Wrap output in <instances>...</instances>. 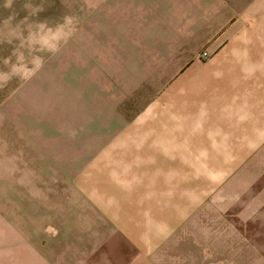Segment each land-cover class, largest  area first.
<instances>
[{"label":"rangeland","instance_id":"1","mask_svg":"<svg viewBox=\"0 0 264 264\" xmlns=\"http://www.w3.org/2000/svg\"><path fill=\"white\" fill-rule=\"evenodd\" d=\"M112 3L109 19L103 0H0V264H22L23 254L31 264H264V194L255 193L263 180H249L245 164H209L208 178L199 176L200 163L191 172L183 162L161 163L159 178L145 172L131 179L111 164L101 179L84 170L110 132L83 131L82 123L134 121L157 97L167 108L169 80L183 73L184 61L209 56L190 49L198 29L184 34L177 24L184 2ZM119 29L127 33H114ZM120 40L125 64L94 67L103 54L94 48ZM104 73L114 83L122 76V93L101 91L96 100L106 96L108 103L112 95L113 111L121 113L78 114L82 76ZM177 87L181 98L171 102L182 112ZM89 175L103 186L121 175L119 197L128 190L129 204L140 197L132 190L145 192L144 210L110 202L115 194L107 188L96 186L104 194L89 196Z\"/></svg>","mask_w":264,"mask_h":264},{"label":"crops","instance_id":"2","mask_svg":"<svg viewBox=\"0 0 264 264\" xmlns=\"http://www.w3.org/2000/svg\"><path fill=\"white\" fill-rule=\"evenodd\" d=\"M167 1L184 2L183 8L179 6L182 11L177 15L184 21L177 24L183 26L184 34H190L193 26L198 29V45L190 49L195 52L205 49L209 56L201 59L196 53L184 61L183 73L169 80L167 108L160 105L157 97L136 113L134 121H125L117 126L111 122L82 123L83 131L110 132L96 144L100 150L96 151L93 159L85 162L84 170L93 174L96 172L95 176H99L108 168L114 172L127 169V177L131 179H142L145 172L148 177L159 178L161 163L174 166L176 162H183L187 172H191L192 163H200L205 166L200 168L202 174L199 176L208 178V174L204 173L209 170V164H245L242 168L248 172L246 176L249 180H263V190L255 193L264 194V0H247L243 9L227 6L234 0ZM112 4V0H103L105 17L109 19H112ZM109 29L104 28V34H112ZM114 33L123 35L127 32L119 29ZM125 46L120 40L105 42L102 48L95 47V51L103 50V54L102 58L93 60V66H123L126 61L122 57V52L127 49ZM112 51L115 52L114 58ZM167 63L176 65L172 59ZM117 76L118 86L107 73L82 76L77 105L73 109H77L80 115L120 114L116 107L113 111L112 95H109L108 103L106 96L102 97L103 101L100 100L101 91L104 95L105 91L111 93L115 88V92L122 93L123 79L120 74ZM177 85L182 86V112L174 108L176 99L181 98L177 94ZM97 93L99 101L96 100ZM120 97L125 98L126 95ZM92 140L95 141V138ZM107 164L112 167L106 168ZM88 177L83 185L90 189L87 190L89 196L104 194L94 189L96 186L107 188L110 194H115L110 202L115 200L119 203L123 199L125 209L136 210L138 204L139 209L144 210L142 195L145 192L132 190L131 194L136 193L140 197L138 202L133 200L129 204L125 202L129 199L128 190L124 192V198L119 197L123 193V188L120 189L123 182L118 180L121 175L104 179V186L93 181L92 175ZM100 177L103 178L102 175L96 178ZM188 177L191 178V175ZM80 180L79 184L82 183ZM95 202L88 199L89 204ZM18 258L23 260L19 263L31 264L30 254Z\"/></svg>","mask_w":264,"mask_h":264},{"label":"built area","instance_id":"3","mask_svg":"<svg viewBox=\"0 0 264 264\" xmlns=\"http://www.w3.org/2000/svg\"><path fill=\"white\" fill-rule=\"evenodd\" d=\"M207 52L206 51H203V52H201V56H203V57H207Z\"/></svg>","mask_w":264,"mask_h":264}]
</instances>
